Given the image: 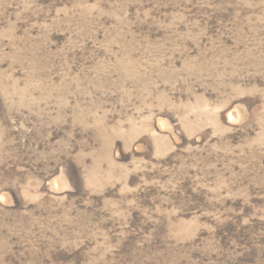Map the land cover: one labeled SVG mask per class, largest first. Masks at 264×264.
Returning <instances> with one entry per match:
<instances>
[{
    "label": "rangeland",
    "instance_id": "rangeland-1",
    "mask_svg": "<svg viewBox=\"0 0 264 264\" xmlns=\"http://www.w3.org/2000/svg\"><path fill=\"white\" fill-rule=\"evenodd\" d=\"M0 264H264V0H0Z\"/></svg>",
    "mask_w": 264,
    "mask_h": 264
}]
</instances>
